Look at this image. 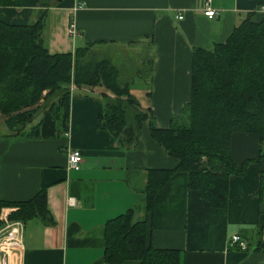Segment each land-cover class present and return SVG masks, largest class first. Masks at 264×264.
<instances>
[{
  "label": "crops",
  "instance_id": "0c3cea01",
  "mask_svg": "<svg viewBox=\"0 0 264 264\" xmlns=\"http://www.w3.org/2000/svg\"><path fill=\"white\" fill-rule=\"evenodd\" d=\"M205 7L206 0H20L19 7L0 8V21L25 26L45 11L42 40L51 55H74L91 45L92 54L118 69L120 82L130 85L155 126L166 129L190 100L193 51L224 44L247 13L264 14V0H211L213 19L204 16ZM132 57L137 62L131 66L127 60L128 72L112 61ZM69 90L66 134L20 136L0 115V205L26 203L43 193L45 207L43 216L23 223L24 250L10 264H108L105 227L126 212L132 223H147L150 247L178 251L180 264H264V156L259 160L257 135L231 136L232 162L247 166L229 178L224 210L210 207L188 189L187 174L176 171L155 194L149 212V172L173 171L178 160L153 140L148 121L131 149L120 148L100 130L103 102L114 99L103 86ZM68 150L82 155L78 171L67 169ZM16 210L0 208V227ZM233 236L246 249L231 247Z\"/></svg>",
  "mask_w": 264,
  "mask_h": 264
},
{
  "label": "trees",
  "instance_id": "16d2710c",
  "mask_svg": "<svg viewBox=\"0 0 264 264\" xmlns=\"http://www.w3.org/2000/svg\"><path fill=\"white\" fill-rule=\"evenodd\" d=\"M19 6L20 0H0V8ZM44 24L45 11L25 26L0 21V115L6 117L8 130L35 138L66 134L69 86H103L114 99L103 102L100 130L120 148L131 149L140 138L141 124L148 121L153 140L178 160L173 171L149 172L148 211L153 210L155 194L176 171L187 174L188 189L197 191L210 207L224 210L229 178L242 175L247 166L238 168L232 162L231 136L257 135L262 145L259 160L264 156V14L247 13L224 44L193 51L190 100L166 129L155 126L130 94V85L120 82L118 69L92 54L91 45L74 55H51L42 40ZM38 114L42 116L34 123ZM4 206L17 207L9 219L24 223L44 215V195L0 208ZM147 238L146 222L132 223L131 212L118 216L105 227L106 262L180 264L178 251L155 250Z\"/></svg>",
  "mask_w": 264,
  "mask_h": 264
},
{
  "label": "built area",
  "instance_id": "2783aa9c",
  "mask_svg": "<svg viewBox=\"0 0 264 264\" xmlns=\"http://www.w3.org/2000/svg\"><path fill=\"white\" fill-rule=\"evenodd\" d=\"M211 0H206L204 16L213 19L217 13L209 7ZM178 20L182 19V15H178ZM70 37L76 36V28L72 24L68 29ZM82 163V155L78 150H68L67 152V169L78 171ZM229 245L238 247L241 250L246 249V244L239 237L230 238ZM24 250V224L20 221L4 220L0 227V264H10L20 258Z\"/></svg>",
  "mask_w": 264,
  "mask_h": 264
},
{
  "label": "rangeland",
  "instance_id": "374dc122",
  "mask_svg": "<svg viewBox=\"0 0 264 264\" xmlns=\"http://www.w3.org/2000/svg\"><path fill=\"white\" fill-rule=\"evenodd\" d=\"M127 60L131 62V66H132V62H134V63L137 62V58H134V57L129 58V59L128 58H115V59H112V61L114 62V64L117 65L119 68H121L124 72H128L129 71V68L131 67V66H128V63L129 62H127Z\"/></svg>",
  "mask_w": 264,
  "mask_h": 264
}]
</instances>
